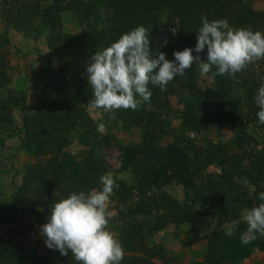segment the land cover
<instances>
[{"label": "rangeland", "instance_id": "374dc122", "mask_svg": "<svg viewBox=\"0 0 264 264\" xmlns=\"http://www.w3.org/2000/svg\"><path fill=\"white\" fill-rule=\"evenodd\" d=\"M143 1L130 0L140 13H143ZM208 1L209 5L197 14L199 27L202 17L209 21L226 18L233 28L250 26L254 31L264 32V0ZM98 3L99 0H0V264H8L16 256L21 258V264H34L32 258L36 255L49 264H80L71 251L61 255L58 250L47 248L45 237L40 235V226L47 223L51 207L65 198L64 184L60 188V167L50 164L53 150L47 148L46 154L30 155L23 138L25 116L34 119L39 131L51 123V126L61 125L62 114L71 112L77 126L79 121L87 122L98 141L109 140L108 147L102 150L104 161L109 165L108 173L132 187L129 199L117 200L113 195L109 198V210L113 213L109 228L125 251L120 264H207L206 241L220 224L228 226L239 220L237 233L246 231L247 224L237 211L245 208L253 188L234 179L235 183L217 186L209 193L205 181L199 183L198 194H195L187 191L181 180L168 171L169 179H161L158 186L138 192L133 169L122 174L116 170L124 148L151 147L159 153L171 145L181 147V140L188 142L189 139L192 142L183 146L200 151L203 176L220 175L223 169L227 173L234 172L238 166L242 172L240 179L245 178L244 171L253 161L252 148L256 151L264 146V124L259 123L257 112L260 109L254 99L264 84V59L249 64L235 78L213 74L202 77L193 69L194 64L182 78L175 77L166 91L154 92L153 87L158 86L149 84L152 92L149 102H142L137 110H116L117 119L111 120L110 113L92 106L93 90L86 72L90 57L116 41L113 36L114 39L100 50L94 49V43L112 31H105L106 14ZM49 14L55 18L53 26L46 20ZM192 21L193 18L187 25L192 26ZM176 28V21L161 26L154 43L164 46ZM187 73L191 77L190 84L195 85L194 90L192 87L184 89L188 84ZM57 89L67 94V107L54 114L50 112L49 103L45 105L41 99L48 95L53 98ZM199 90L212 91L214 97L202 98L198 96ZM193 92H197L194 95L198 99L192 96ZM200 105L203 111L197 109ZM189 110L195 112V117L206 115L207 120L212 119L217 124L207 128L206 133H182L181 118ZM247 115L249 122L254 120L251 124L246 121ZM4 116L7 121H3ZM46 117L52 121H47ZM102 122L104 132L97 130ZM247 123L250 124L247 132L253 140L247 138V143L238 147L232 141L235 137H245L237 128ZM69 134L65 138L70 144L63 152L81 161L84 147L78 138ZM42 144L32 147L40 148L47 142ZM208 144L224 153L223 163L204 160L211 151ZM102 175L95 173L86 181L88 187L72 191L87 193L101 188ZM46 177L54 178L60 187L55 185L51 192L43 193L40 179ZM80 180L78 178L77 182ZM244 188L248 191L247 197L242 196ZM226 203L233 205L226 208ZM257 235L258 241L263 240V236ZM256 248L249 249L248 258L238 264H264V254Z\"/></svg>", "mask_w": 264, "mask_h": 264}, {"label": "trees", "instance_id": "16d2710c", "mask_svg": "<svg viewBox=\"0 0 264 264\" xmlns=\"http://www.w3.org/2000/svg\"><path fill=\"white\" fill-rule=\"evenodd\" d=\"M161 6L159 7V5ZM98 5L103 8L105 15V22L107 23V28L105 31H110L108 35L104 36L105 38L101 41L94 43L95 48L100 50L103 45L111 42L115 36L117 41L120 36L124 33H127L133 30L135 27L144 25L148 28L149 35V51L154 58H158L160 52L166 54V59L173 60V53L175 51H182L185 47L195 48L197 42V31L200 28L199 23L196 21L197 14L202 7L209 5L208 0H191V2H186V0H145L142 2L141 9L143 8V13H140V10H137L138 7H133L130 0H99ZM97 5V6H98ZM99 6V7H100ZM150 6V7H149ZM149 7V8H148ZM148 8V9H147ZM139 9V8H138ZM134 12V15H133ZM142 14V17H139ZM193 18L192 26L187 25L190 22V19ZM55 18H52L49 14L46 18L49 21L50 25L53 26ZM134 20V21H133ZM177 22V28L172 38H169L165 45L155 44L154 39L157 34V30L164 25H172L174 22ZM107 34V33H106ZM92 51V50H91ZM201 58L206 60V49L203 53L200 54ZM193 69L199 71L197 65L193 66ZM216 72L215 67L208 75H214ZM189 77V73L186 75ZM182 78V76H181ZM191 77L188 78V84L184 89H195V85L190 84ZM160 90L158 87H153L154 92ZM61 89H57L54 92V97L48 95V98L42 96L41 102L45 105L51 106V113L56 114L58 111L60 113L64 111L67 107V101L65 100L67 94L61 93ZM192 96L198 99V96L206 98L209 96L214 97L212 91H198V96L194 94ZM25 101V96L23 97ZM222 102V103H221ZM220 103L224 102L220 100ZM3 111L4 108H1ZM198 110L203 111L202 105L197 107ZM72 113V112H71ZM68 113L62 114L61 122L59 126H50L41 127L38 131L37 125L34 124V119L28 118L25 116L23 133L27 143L25 147L33 156H39L41 154L47 153V148L53 150V158L50 162L55 168L60 167L58 172L60 177H62V184L59 186L58 182H55V179L52 177H46L40 179L42 182L41 189L43 193L51 192L53 186L57 185V188H62V194L64 192V197L66 198L74 189H79L81 187H88L87 182L90 180L92 175L97 174H107L109 170V165L104 161L103 148H107L109 145L108 139L97 140L96 134L93 131V127H90L87 122L81 123L79 121V126L75 119L70 116ZM247 122L250 119L247 115ZM225 123L227 118L222 117ZM47 121H52L51 118H47ZM181 132L185 133L187 131L191 133L198 134L199 132H205L207 128L211 127L214 124H217L214 120H207L206 115L203 117H195V112L189 110L181 118ZM3 121H7L6 117H3ZM254 120H251L249 123ZM249 123L244 127H238V130H241L245 137H235L232 141L238 147H242L247 143V138L252 137L248 134ZM223 124V122L221 123ZM78 127V128H77ZM244 128V129H243ZM67 133L69 135L78 138L79 143L84 147L83 152L81 153L82 160L76 161V158L67 152H63V148L67 147L70 143L65 138ZM39 135H41L39 137ZM57 135H60L62 138L57 139ZM56 139V140H55ZM253 140V139H252ZM43 141L47 142V145L40 146V148H34V145H41ZM188 142L181 140V142L189 144L192 142L187 139ZM231 142V143H232ZM183 144L181 147L176 145H171L161 152H156L153 148H144V147H131L128 149L122 150V160L120 162L119 168L116 170L118 174H122L131 168L133 169L134 182L137 183L136 189L138 192L142 188H147L153 185H159L161 179L163 181L169 179L167 172L171 171L175 177L181 180V183L189 192L198 194V185L200 182L206 184L207 190L209 193H212V190L215 187H223L225 185H230L235 183L234 178L240 179L242 177V172L240 167H236L234 172H228L224 169L221 170L220 175H202V165H201V155L200 151L184 148ZM44 145V144H42ZM211 151L205 157V161L213 160L223 163L226 157L224 153L219 148H214L211 144H208ZM252 157L253 161L250 163V168L244 171L245 178L249 180V185L253 188L250 193V198L246 203L245 208L251 209L253 206L262 203L263 201L259 200V193L264 192V146L260 150L252 148ZM222 157V159H221ZM201 165V166H200ZM137 166H139L137 168ZM237 171V172H235ZM83 174H87V177H84ZM65 176V177H64ZM81 179L77 182V179ZM116 183L119 184L118 189H114L113 199L117 200H126L129 199L132 195V187L127 186L123 181L117 180L114 178ZM216 179V180H215ZM65 182V183H64ZM58 183V184H57ZM56 187V186H55ZM248 191L244 188L242 196L247 197L246 194ZM201 197V195H200ZM227 204V205H226ZM224 207L230 208L233 204L226 203ZM229 204V205H228ZM235 208H232L234 211ZM241 208L237 212H241ZM234 212V213H237ZM231 222V221H227ZM227 226H220L217 228L214 233H211L207 238L206 244V254L209 259L207 264H238L248 258L251 248L257 247L256 249L264 254V236L263 240L258 241L257 239L247 245L240 242V233L237 231L229 237L226 235ZM29 258V257H28ZM21 258L16 256L8 264H21ZM32 263L34 264H49L48 261L42 257L36 255L32 258Z\"/></svg>", "mask_w": 264, "mask_h": 264}, {"label": "clouds", "instance_id": "9594fccd", "mask_svg": "<svg viewBox=\"0 0 264 264\" xmlns=\"http://www.w3.org/2000/svg\"><path fill=\"white\" fill-rule=\"evenodd\" d=\"M195 48L185 47L173 53L174 59H166L160 52L154 58L149 51L148 28L144 25L124 33L102 51L95 52L88 62L87 79L93 90L92 106L110 113L116 120L115 111L137 110L142 102H149L152 92L149 84L166 91L167 85L177 76H184L194 64L203 77L215 67L214 75L233 78L247 69L249 64L264 59V32L254 31L250 26L233 28L228 20L209 21L202 17ZM206 49V60L201 53ZM193 52L196 55H193ZM259 123L264 124V84L255 95ZM98 131H105V123L98 124ZM237 183L249 185L247 178ZM101 188L71 192L56 202L50 210L47 223L40 226V235L49 249L58 250L80 264H120L125 251L121 241L109 228L113 216L109 210V198L119 188L112 173L100 177ZM264 201V192L259 193ZM39 210V209H38ZM241 218L247 224L240 235L242 244H249L264 236V202L244 208ZM239 220L227 226L226 235L231 237Z\"/></svg>", "mask_w": 264, "mask_h": 264}]
</instances>
